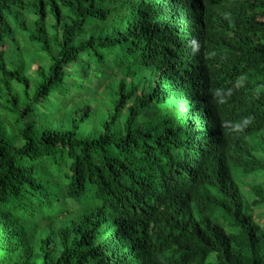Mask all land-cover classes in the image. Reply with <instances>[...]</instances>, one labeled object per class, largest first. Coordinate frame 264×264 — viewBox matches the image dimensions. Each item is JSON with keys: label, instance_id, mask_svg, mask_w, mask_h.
Here are the masks:
<instances>
[{"label": "trees", "instance_id": "obj_1", "mask_svg": "<svg viewBox=\"0 0 264 264\" xmlns=\"http://www.w3.org/2000/svg\"><path fill=\"white\" fill-rule=\"evenodd\" d=\"M261 174L264 0H0V264H264Z\"/></svg>", "mask_w": 264, "mask_h": 264}, {"label": "rangeland", "instance_id": "obj_2", "mask_svg": "<svg viewBox=\"0 0 264 264\" xmlns=\"http://www.w3.org/2000/svg\"><path fill=\"white\" fill-rule=\"evenodd\" d=\"M84 57V55H83ZM137 70V67H133V68H128L126 69L125 71H123V76L124 75H127V74H130V73H133ZM110 84V83H109ZM108 84V86H109ZM104 92H102L99 96L96 95V98H97V102H96V108L98 109V117L100 118V120H103L102 118L104 117H107L111 110H112V107H113V92L112 90H107L106 88H104L103 90ZM93 90L92 92L91 91H87V94H85V96H87L88 94H91L92 95ZM90 95V97H91ZM90 101H93L91 98H90ZM95 101V100H94ZM78 107H80V104L77 102L75 103V109H78ZM247 183L248 182H244V184L242 183V191L244 193V195L249 199L251 200L252 197L251 195L248 194V191H249V187L247 186ZM250 183L251 184H257V183H260V184H264V174H261L259 177H257L256 179L254 180H250ZM255 213L258 215L260 213V210H256ZM257 220L259 221V223H261V219L257 217Z\"/></svg>", "mask_w": 264, "mask_h": 264}]
</instances>
